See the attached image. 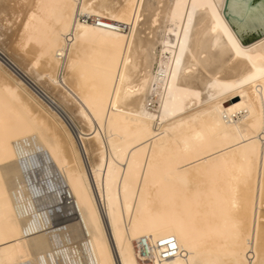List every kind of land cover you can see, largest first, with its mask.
<instances>
[{"label": "bare ground", "instance_id": "6f19581e", "mask_svg": "<svg viewBox=\"0 0 264 264\" xmlns=\"http://www.w3.org/2000/svg\"><path fill=\"white\" fill-rule=\"evenodd\" d=\"M226 1L0 0V264H264V33Z\"/></svg>", "mask_w": 264, "mask_h": 264}, {"label": "water", "instance_id": "95a60500", "mask_svg": "<svg viewBox=\"0 0 264 264\" xmlns=\"http://www.w3.org/2000/svg\"><path fill=\"white\" fill-rule=\"evenodd\" d=\"M225 15L245 44L264 33V0H227Z\"/></svg>", "mask_w": 264, "mask_h": 264}, {"label": "snow or ice", "instance_id": "6c2138e0", "mask_svg": "<svg viewBox=\"0 0 264 264\" xmlns=\"http://www.w3.org/2000/svg\"><path fill=\"white\" fill-rule=\"evenodd\" d=\"M238 54H239V52H238ZM160 241L162 242V243H171L172 241H165L163 238H160ZM173 247H175V244H173Z\"/></svg>", "mask_w": 264, "mask_h": 264}, {"label": "built area", "instance_id": "2783aa9c", "mask_svg": "<svg viewBox=\"0 0 264 264\" xmlns=\"http://www.w3.org/2000/svg\"><path fill=\"white\" fill-rule=\"evenodd\" d=\"M145 252H146V253H149V251H148V248H147V247L145 248Z\"/></svg>", "mask_w": 264, "mask_h": 264}, {"label": "rangeland", "instance_id": "374dc122", "mask_svg": "<svg viewBox=\"0 0 264 264\" xmlns=\"http://www.w3.org/2000/svg\"><path fill=\"white\" fill-rule=\"evenodd\" d=\"M2 56V55H1Z\"/></svg>", "mask_w": 264, "mask_h": 264}]
</instances>
